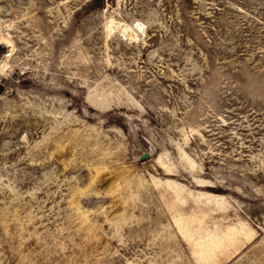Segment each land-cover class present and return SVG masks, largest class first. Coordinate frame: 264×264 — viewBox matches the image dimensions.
Listing matches in <instances>:
<instances>
[{
    "label": "rangeland",
    "instance_id": "1",
    "mask_svg": "<svg viewBox=\"0 0 264 264\" xmlns=\"http://www.w3.org/2000/svg\"><path fill=\"white\" fill-rule=\"evenodd\" d=\"M0 0V264H264V0Z\"/></svg>",
    "mask_w": 264,
    "mask_h": 264
},
{
    "label": "trees",
    "instance_id": "2",
    "mask_svg": "<svg viewBox=\"0 0 264 264\" xmlns=\"http://www.w3.org/2000/svg\"><path fill=\"white\" fill-rule=\"evenodd\" d=\"M104 5V0H94L93 1V6H103Z\"/></svg>",
    "mask_w": 264,
    "mask_h": 264
}]
</instances>
